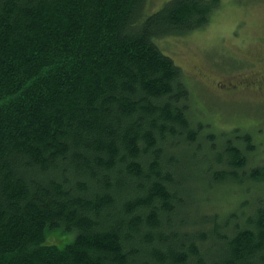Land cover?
Masks as SVG:
<instances>
[{
  "label": "trees",
  "instance_id": "16d2710c",
  "mask_svg": "<svg viewBox=\"0 0 264 264\" xmlns=\"http://www.w3.org/2000/svg\"><path fill=\"white\" fill-rule=\"evenodd\" d=\"M147 4L0 0V264H264L257 144L219 146L156 45L220 1Z\"/></svg>",
  "mask_w": 264,
  "mask_h": 264
},
{
  "label": "rangeland",
  "instance_id": "374dc122",
  "mask_svg": "<svg viewBox=\"0 0 264 264\" xmlns=\"http://www.w3.org/2000/svg\"><path fill=\"white\" fill-rule=\"evenodd\" d=\"M167 1L148 0L144 15L159 10ZM219 1L205 28L158 39L156 45L184 73L195 102L193 120L210 129L206 133H214L219 146L227 139L249 134L259 152L255 161L264 160V94L230 96L218 86L240 76L264 74L260 63L264 59V0ZM208 155L213 158L215 153Z\"/></svg>",
  "mask_w": 264,
  "mask_h": 264
},
{
  "label": "flooded vegetation",
  "instance_id": "af4514ba",
  "mask_svg": "<svg viewBox=\"0 0 264 264\" xmlns=\"http://www.w3.org/2000/svg\"><path fill=\"white\" fill-rule=\"evenodd\" d=\"M261 65L264 66V59L260 61ZM224 87L225 92L230 96L239 95L242 93L251 94L257 91L264 94V74L256 76H240L236 78L234 82L228 80L225 84L218 85Z\"/></svg>",
  "mask_w": 264,
  "mask_h": 264
},
{
  "label": "bare ground",
  "instance_id": "6f19581e",
  "mask_svg": "<svg viewBox=\"0 0 264 264\" xmlns=\"http://www.w3.org/2000/svg\"><path fill=\"white\" fill-rule=\"evenodd\" d=\"M147 7V6H146ZM259 140H260V138H259ZM261 141V140H260ZM263 142V141H262ZM257 147V146H256ZM261 147V146H260ZM198 156V155H197ZM262 185V184H261ZM199 186V185H198ZM202 186V185H201ZM210 190V189H209ZM213 190H215V189H213ZM212 190V191H213ZM230 190V189H229ZM243 196V195H242ZM242 196L240 195V197L242 198ZM253 197V196H252ZM256 197V196H255ZM245 198V197H244ZM253 199H255L254 197H253ZM253 199H252V201H253ZM215 200V199H214ZM250 200V199H249ZM206 201V200H205ZM201 202V201H200ZM254 202V201H253ZM250 203V202H249ZM239 205V204H238ZM231 207V206H230ZM229 207V208H230ZM237 207V206H236ZM241 207V206H240ZM245 207V206H244ZM253 208V207H252ZM232 209V208H231ZM220 212V211H219ZM223 212V211H222ZM221 213V212H220ZM228 214V213H227ZM226 216V215H225ZM239 221V220H238ZM232 227V226H231ZM230 232V231H229Z\"/></svg>",
  "mask_w": 264,
  "mask_h": 264
}]
</instances>
